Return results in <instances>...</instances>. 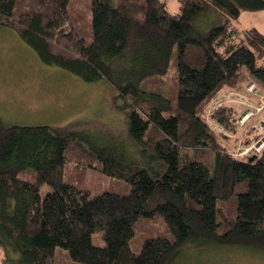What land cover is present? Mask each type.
<instances>
[{
    "label": "trees",
    "instance_id": "16d2710c",
    "mask_svg": "<svg viewBox=\"0 0 264 264\" xmlns=\"http://www.w3.org/2000/svg\"><path fill=\"white\" fill-rule=\"evenodd\" d=\"M178 3L173 12L166 0H0V26L42 62L111 84L135 145L127 155L83 132L0 118V264H56L59 247L78 264H175L188 246L264 253V149L252 160L234 156L211 124L232 129L231 114L206 115L245 73L264 88V33L232 21L264 0ZM68 159L125 180L129 192L91 195L66 182ZM28 169L33 179L19 176ZM157 215L169 235L136 250L135 224ZM95 232L104 245L93 244Z\"/></svg>",
    "mask_w": 264,
    "mask_h": 264
},
{
    "label": "rangeland",
    "instance_id": "374dc122",
    "mask_svg": "<svg viewBox=\"0 0 264 264\" xmlns=\"http://www.w3.org/2000/svg\"><path fill=\"white\" fill-rule=\"evenodd\" d=\"M166 2L171 11L178 10V0ZM239 9L238 18L233 19L232 16V21L240 32L257 25L264 29V8ZM171 78L169 75L152 80L151 87L167 85L172 82ZM252 83L258 86L260 94L255 95L248 89ZM232 92L240 93V99L228 101L227 97H231ZM262 94L264 88L245 73L238 86L221 91L209 103L206 115L210 111L216 113L226 108L232 116V129L225 130L214 120H211V124L213 128L224 132L225 142L234 156L247 158V155H240L238 151L257 140L259 135L257 127L260 126V119L264 118V110L256 109ZM218 102H221L222 106L215 109ZM248 109H252L253 114L242 122L240 118ZM127 110L126 103L107 81L88 82L60 66L42 62L35 51L13 29L0 26L1 120L27 125L47 124L83 132L82 134L94 143L110 144L117 150L121 149L125 154L131 155L135 145L128 134ZM138 154L134 152V155ZM19 176L33 179L35 172L28 169ZM64 179L68 183L89 190L91 195L106 190L120 193H127L130 190V184L125 180L92 168L83 160L68 159ZM49 190L50 185L41 186L43 195ZM135 233L133 246L140 250L146 237L155 234L169 235V229L163 217L157 215L153 218H142L137 222ZM92 242L95 245H104L102 233H93ZM4 259H7V255L0 249V262ZM55 259L56 264H78L60 247ZM175 264H264V253L238 245L188 246L183 249Z\"/></svg>",
    "mask_w": 264,
    "mask_h": 264
},
{
    "label": "built area",
    "instance_id": "2783aa9c",
    "mask_svg": "<svg viewBox=\"0 0 264 264\" xmlns=\"http://www.w3.org/2000/svg\"><path fill=\"white\" fill-rule=\"evenodd\" d=\"M248 89L251 92L255 93V95L260 94L259 93V88H258V86L255 83L250 84ZM232 93H233V95L231 97L230 96L227 97L228 101L229 100L234 101V99H240V96H241L240 93H236V92H232ZM259 102L260 103L258 104L256 109L258 111H261L262 109L264 110V94H262V96H260V101ZM221 104H222L221 102H218L217 105L215 106V109H219L222 106ZM212 114H213L212 111H210V113H208V116H210ZM252 114H253L252 109H248L246 111V113L243 114V116H241V118H240L241 121L244 122ZM259 125L260 126L257 127V130H258V133H259V135L257 137V140L254 142V144L253 143H252V145L249 144L250 146L248 145L244 149L238 151V153L240 155H243V156L247 155L248 157H250V156H253V155L257 156L258 154H260L262 152V150H263L262 148H264V118L263 117L260 119V124Z\"/></svg>",
    "mask_w": 264,
    "mask_h": 264
},
{
    "label": "crops",
    "instance_id": "0c3cea01",
    "mask_svg": "<svg viewBox=\"0 0 264 264\" xmlns=\"http://www.w3.org/2000/svg\"><path fill=\"white\" fill-rule=\"evenodd\" d=\"M253 27H255V28H257V29H260V31L264 33V29L261 28L260 26L257 25V26H253ZM253 27H250V28H253ZM248 29H249V28H248Z\"/></svg>",
    "mask_w": 264,
    "mask_h": 264
},
{
    "label": "water",
    "instance_id": "95a60500",
    "mask_svg": "<svg viewBox=\"0 0 264 264\" xmlns=\"http://www.w3.org/2000/svg\"><path fill=\"white\" fill-rule=\"evenodd\" d=\"M256 156L255 155H253V156H251L249 159L250 160H252V159H254Z\"/></svg>",
    "mask_w": 264,
    "mask_h": 264
}]
</instances>
